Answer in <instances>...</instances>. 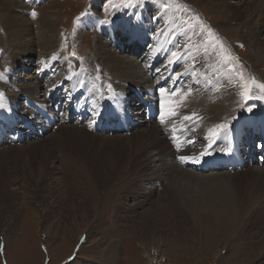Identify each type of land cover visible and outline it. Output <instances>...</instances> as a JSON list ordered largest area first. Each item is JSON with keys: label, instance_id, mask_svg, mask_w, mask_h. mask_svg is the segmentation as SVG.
I'll return each mask as SVG.
<instances>
[{"label": "rangeland", "instance_id": "rangeland-1", "mask_svg": "<svg viewBox=\"0 0 264 264\" xmlns=\"http://www.w3.org/2000/svg\"><path fill=\"white\" fill-rule=\"evenodd\" d=\"M18 1L25 4L26 12L22 16L31 20L38 41H42V36L38 29L40 19L36 16L55 9L57 37L51 47L55 59L46 64L47 50L42 51L40 46L35 47L41 51L36 52L34 58L15 59L9 33L0 20V85H4L0 88L4 97L16 103L18 90L23 91L15 86L17 81L10 76L12 63L22 61L34 66L23 77L43 76L41 94L50 90L60 78L67 77L70 71L76 72V77L90 86V92L92 89L98 92L101 83L97 75L104 69L100 61L95 60L93 50L97 41L108 39L105 34L99 35L94 27L82 29L81 34L75 28L90 12L93 0ZM195 1L189 4L187 0H144L143 3L139 0H100L98 17L104 26L111 24L123 29L122 21L127 22L128 17L134 16L130 23L138 30L142 16L134 14L133 8L144 5L147 10L143 12L148 14L150 10L152 20H161V28L167 25V16L163 18L162 13L173 12L172 24L184 28L185 34L190 31L194 37L203 38L206 48L199 60L182 64L176 70L190 71L189 80L185 82L190 93L178 96L186 104V110L195 105L192 94L199 95L198 99L205 98L204 101L212 93L216 99L223 98L217 93L219 88L215 89L217 80L212 83L216 84L207 86L210 74L202 66L210 58L236 79L235 93L240 99L243 115L253 116L256 111L264 110L261 102V108H251L259 106L252 102L255 95L252 81L264 73V64L257 60L259 52L252 44L254 39L245 29L228 31L230 26L224 22V12L214 8L212 1ZM228 1L236 5L244 2ZM135 21L137 25L133 24ZM251 25L259 26L258 19H253ZM201 26L205 30L202 31ZM207 29L211 30L212 36L208 35ZM115 33L123 37V33ZM80 35L84 38L80 39ZM129 39L128 45L133 41ZM111 49L115 50V47ZM137 50L126 48L118 54H122L124 60L142 66L147 73L152 61L149 59V63H145L143 58L147 53L142 51L140 55ZM46 65L50 66V71L44 76ZM79 65L86 69L77 72ZM105 74H100L108 77L102 82L105 89L109 82H120ZM147 75L150 77L148 85H155L151 74ZM69 83L71 86L68 81L63 87H68ZM245 83L250 87L248 100L241 95ZM132 103L134 110L140 108L137 102ZM62 125L71 127V131L62 133ZM62 125L50 127L32 141L13 144V150H8L7 144L0 147V264H264V196L259 195L264 191V176L260 177L256 172L258 168L264 169L263 155L245 166L236 178L234 172L220 170L193 176V179L170 180L172 184L178 183V192L185 195L187 204L183 206L176 196L174 199L164 197L169 181L162 180L146 191L148 185L143 187L139 182L157 170L147 169L146 173H140L144 170L140 160L142 155L137 158L141 144H130L144 126L139 125L128 134H95L75 121ZM206 127L207 123L202 122L196 132L203 135ZM136 173L138 176L135 177ZM99 174L102 175L98 179ZM147 191L152 193L149 200L144 197ZM229 199L242 206L241 210H234L237 214L232 217L224 215L225 208L231 207Z\"/></svg>", "mask_w": 264, "mask_h": 264}, {"label": "bare ground", "instance_id": "bare-ground-1", "mask_svg": "<svg viewBox=\"0 0 264 264\" xmlns=\"http://www.w3.org/2000/svg\"><path fill=\"white\" fill-rule=\"evenodd\" d=\"M99 1L100 0H93V2L89 7L90 12L86 14L83 20H80V23L76 25L75 28L77 32L81 34V32L83 31L82 29L86 30L88 28L94 27L95 29H97L99 35L100 34L106 35L108 41L106 42L97 41L96 48L95 50H93L95 55L94 57L95 60L98 59L100 61V64L104 69L103 71H101L100 73L101 75L107 73L109 75V78H111L112 80L118 79L120 82H109L108 84L111 85V91H110L109 88L105 89L102 86L103 85L102 82H106L108 77L107 76L102 77L99 74L97 76H98V81L99 83H101V85L98 93L94 94L89 90L86 91L85 85L87 83L86 82L82 83L81 82L82 79H79L78 76L76 77L77 74L76 72L70 71L67 77L60 78L55 83H53L50 90H44V92L42 91L43 93L41 94L40 90H43V86H42L43 76L41 74L28 75V76L26 75L24 77L22 76L23 74L27 73L31 67H34L33 64H31L30 62L25 63V61H22L19 64L14 65L13 62L12 66L14 67L13 70H11L10 72V76L12 77V80L15 79L17 81V83H15V86L19 88L21 87L23 91L18 90L19 95L16 97L15 99L16 103H15L14 100L12 101L4 97V95L2 94V88H0V102L3 103L0 104V132H1V128L4 127V123L9 122V120L14 121L18 115L35 116L36 122L33 121L35 122L34 124H36L40 129H42L41 126L44 125V122L40 116L35 114L34 109L31 108L32 106L30 107V105L32 104V102L38 103L43 108H45L50 114L53 115L55 114L57 116V111L55 109L59 108L60 104L58 103H61L62 101H58V102L54 101L55 104H53V100L55 96H59L61 94V91L63 92V95H67L66 97L68 98L72 97L73 95L79 92H82L83 95L85 94L87 100L89 96L90 99L92 100H94L95 96H98L100 98V101L105 98L115 97L116 99H118L120 105L124 108L130 107V104H126L125 102V100L127 99H129L132 102H137L141 108L133 113L134 116L133 121L137 123V126L133 127L131 131H133L139 125L144 126V128L142 131L137 133L131 139L130 144L135 143V145L137 146L139 143L141 144V146L137 149V155H138L137 158H139L140 154L142 155V158L140 160L143 164L142 167L144 170L140 171V173L141 172H143V174L146 173L147 169H151V170L154 168L157 169L151 177L149 178L143 177L144 179L141 177L142 180H140L139 182L143 183L142 186L144 184L145 186L148 185L147 189L145 188L146 191L152 188L151 185L153 186V188L156 187L155 186L156 183L161 182L162 180L169 181L168 184L169 186L167 185L166 187L165 190L166 195L164 197L166 198L172 197V199H174L176 196V198L179 201H182L184 203L183 204L184 206L187 204V199L185 195L181 192H178L177 190L178 189L177 187L179 186L178 183L177 185L172 184L170 180L172 179L185 180L186 178L193 179L194 178L193 176H198V177L201 176V174H203V172L201 171L194 169V171H197L198 173L193 174L192 172L193 170L189 171L182 167L184 166L191 170L199 165H204L209 158H212L215 154L221 152L225 148L226 143L230 140L231 135L234 129L236 128V126L242 123V120H238L240 117V116L238 117V115L242 114L241 116H243L244 114L242 106L240 105V99L239 97L236 96L235 93L238 83L236 79H233L230 76L229 71H224L222 65H219L217 61H213L210 58V60L209 59L208 61L206 60V65L202 66V69L205 68L207 74H210V81L208 82L207 86H212L216 84V83L214 84L212 83L217 80L218 85L215 86V89L217 90L219 88L217 93L223 95V98L216 99L217 98L216 95L212 93L206 96L207 99L206 101H204L205 98L198 99L199 95L192 94L191 99L195 102V105L191 107L189 110H186L185 108L186 104L182 100L178 99L179 95L175 98V100H173L170 97L171 94L170 90L169 93L162 92L163 95L166 96V100L162 102L163 112L161 118L167 117L168 124L153 123L155 125H151L152 122L147 121V119H144V116H146V111H144V107L142 106L140 99H138V96H141L143 99L147 100L148 98L146 96V90L154 86L153 84H151L153 86H151L150 84L148 85V83L150 82V77L147 75V73L150 72L149 67L147 69V73H145V69L142 66L140 67L139 65H136L133 62L124 60L122 54H118V51L120 53H123L125 52L126 48L128 50L129 48L131 49L132 47H134V49H138L137 52L141 55L144 48L138 44L145 45L146 42L150 41L154 35H157L158 33L164 34L166 30L165 35L167 36L169 33L170 35L168 36L167 43L162 50L161 57L173 53H176L177 55L176 59L179 56H182V61L176 62V59H173L174 60V61L172 60L173 62L171 61L172 63L168 67L169 71H171L172 69H175L180 62L190 63L200 59L202 53L206 51V48L204 47L205 43L203 42V38L194 37L190 31L188 32V34H185L183 32L184 28L181 29L180 28L181 26L172 24L171 21H174V17L172 16L173 12L171 11L172 13H170L167 11L162 13L163 18L167 16V19H165V24L167 25L165 27H162L163 29L161 28V26L158 25V22L151 19L150 15L145 14L144 19L142 20V24H143L142 39L138 40L137 44L136 42L132 41L131 45L130 44L128 45L126 43L127 39L125 38L124 35L123 37L116 35L115 33L116 31L113 32V29H111L109 25L104 26L102 21H100L98 17ZM210 1L213 2L214 8H216L217 10L221 9L220 11L224 12L225 15L224 22L226 24H229L230 26L228 31L245 29L248 32V34H250V37L254 39V43L252 44L255 45L257 49L256 52H259L257 60L264 64V0H243L244 2L239 3V5L230 3L228 0H210ZM187 2L189 4L196 3L195 0H187ZM231 5L233 6L236 5V7H233ZM133 9L135 10V12L134 10L132 11L134 13H142L143 10H147V8H145L144 5H141L138 8H133ZM51 11L52 12H48L47 14H40L36 16V18H39L41 20L38 21V26H39L38 29L40 35L42 36V41H38L37 40L38 36H36L35 31L31 28V26L33 25L31 20L23 17L24 15L22 16V14H25L24 12H26L25 4L18 0H0V20L4 22L2 24L5 25L9 33V44L12 49L11 51H13L12 55L15 57V59H19L21 57L22 59L34 58V55L40 52L41 50L42 51L47 50L46 57L44 58L45 63L48 64L50 60L52 61L53 59L52 44L54 45L57 37L56 36L57 17H56L55 9L53 8V10ZM130 19L132 18H128L127 20ZM253 19H258L259 26L257 25L256 27H254L251 25ZM124 26H126V24H124ZM81 36L82 35L79 36L80 39L84 38ZM192 37L195 38V40H192ZM39 46L41 48L40 51L39 49L35 48V47L38 48ZM112 47L113 48L115 47V50H112L111 49ZM16 54L17 55L19 54L20 56H17ZM142 57L143 56L139 58ZM158 58L159 56L155 57L154 61H156ZM146 59L143 58V61H145V63L146 62L149 63L151 59L153 61L152 56L146 57ZM46 66L47 67L45 69L44 76L46 75L47 72L50 71V66L48 65ZM85 69H86L85 67L79 65L76 71L79 72ZM205 71L204 73H206ZM189 73L190 71L182 72L181 80L178 77L179 74L177 73L176 74L177 76H175V79L172 81V83L174 84L179 83L178 84V88H179L181 85L184 84L182 76H186V75L189 76ZM144 76H146L147 79L146 78L144 79ZM260 76L261 77L257 76L258 79L255 81L254 84L255 95L253 94L254 101L252 100V102L258 103L259 106L256 107L252 106L251 107L252 110L253 109L257 110L263 106L259 102L264 104V91H262L261 88L258 87V85H264V73L260 74ZM20 80L23 81L20 82ZM165 80L166 79H164V81ZM68 81H71V89L67 91L66 89L68 87L63 88V85ZM194 82L195 80L193 81V83ZM0 86L3 87L4 86L3 83ZM88 88L90 89L89 85ZM23 92H26L27 94ZM188 92L190 93V91L189 90L187 91L185 87L184 92L181 94L184 95ZM135 93H137V95ZM187 97L189 98V96ZM95 108H96V104H91L92 112H94ZM170 111H175L176 115L175 116L170 115L169 114ZM263 113L264 110L256 111L255 113H253L256 116L255 115L253 116L257 117L259 114L262 115ZM185 116H192L193 118L191 120H185L184 119ZM232 116L234 118H232ZM59 119H61L62 123L63 122H65L66 124L68 123L66 113L63 116V118H59ZM202 122H206L208 128L206 127L207 130H205V133H203V135H200L198 132H196V127L200 126ZM62 123L61 124L58 123L56 125L61 126ZM149 125L150 127H148ZM220 125H225V127L220 128L219 127ZM62 126H63L61 128L62 133L70 132L72 129L71 127L65 125ZM83 126H85L87 130L90 131L89 126L87 125H83ZM49 128L50 127H48V129ZM5 130H7V128H5ZM79 132L83 133V131H79ZM9 136L10 138H7L5 140H2V138L0 137V147H2V144H7L8 150H13L12 145L16 144L14 141V133H11ZM37 137L38 136H31L27 138L25 141H30V140L32 141ZM177 139L178 141L176 142ZM202 140L205 142L201 143ZM215 143L216 144L218 143V145L215 146ZM209 145H211V147H209ZM205 152L207 153V155H201L202 153ZM182 156L189 157V159L182 162L180 159V157ZM179 164L182 165V167L179 166ZM262 165L264 166V163ZM106 168L107 167H105V169ZM177 168H181V170L180 169L177 170ZM242 171H243L242 169L235 171L234 177L235 178L239 177L243 173ZM256 172H258L259 174V175L257 174L258 176L260 177L264 176L263 168L256 169ZM101 175L102 174L97 175V178L99 179ZM136 176H138L137 173L135 177ZM144 195H145L144 197L147 200H149L150 197L152 196V193L151 191H147ZM259 195L262 198L264 196V191L260 192ZM263 199L264 197L262 198V200ZM230 205L231 207L225 208L226 212L224 215L232 217L237 214V212H235L234 210L237 209L239 211L241 210L242 206L239 204V202L235 203V201L233 200L230 201ZM250 244L252 245L253 242H250Z\"/></svg>", "mask_w": 264, "mask_h": 264}, {"label": "snow or ice", "instance_id": "snow-or-ice-1", "mask_svg": "<svg viewBox=\"0 0 264 264\" xmlns=\"http://www.w3.org/2000/svg\"><path fill=\"white\" fill-rule=\"evenodd\" d=\"M139 2H140V3H143L144 0H139ZM32 16L35 17V16H36V13L33 12V13H32ZM201 27H202V31L205 30V29H204V26H201ZM207 32H208V35H209V36H212V35H213L210 29H207ZM173 56H176V53H173ZM53 59H55V57H53ZM230 70H231V69H230ZM240 78H241V80H243V74H242V73L240 74ZM252 83H255V81L253 80ZM243 87H244V91L241 93V95L244 97L245 100H248V99L250 98V96H249V93H250V87H249V85H248L247 83H245V84L243 85ZM258 87H260L261 90L264 91V85H258ZM108 88H109V90L111 91V85H109ZM162 94H163V93H162ZM172 95H177V93L173 92ZM248 110L251 111V108H249ZM169 114L175 116V115H176V112H175V111H170ZM192 118H193L192 116H185V117H184L185 120H191ZM161 122L163 123V119H162ZM89 127H92V124H90ZM219 127H220V128H224L225 125H220ZM213 134H215V133H213ZM209 147H211V145H209ZM201 155H207V153L205 152V153H202ZM180 159H181V161L183 162V161L188 160L189 157H184V156H182V157H180Z\"/></svg>", "mask_w": 264, "mask_h": 264}]
</instances>
